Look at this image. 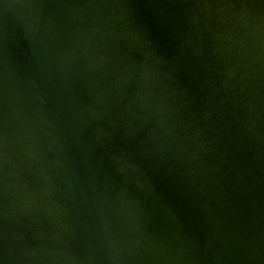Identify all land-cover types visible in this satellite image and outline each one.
<instances>
[{"label": "water", "instance_id": "95a60500", "mask_svg": "<svg viewBox=\"0 0 264 264\" xmlns=\"http://www.w3.org/2000/svg\"><path fill=\"white\" fill-rule=\"evenodd\" d=\"M264 0H0V264H237Z\"/></svg>", "mask_w": 264, "mask_h": 264}]
</instances>
